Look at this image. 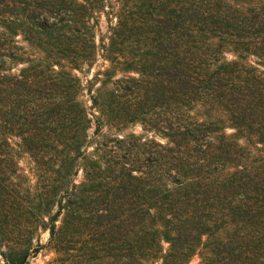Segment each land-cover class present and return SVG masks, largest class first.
Segmentation results:
<instances>
[{
  "label": "trees",
  "instance_id": "1",
  "mask_svg": "<svg viewBox=\"0 0 264 264\" xmlns=\"http://www.w3.org/2000/svg\"><path fill=\"white\" fill-rule=\"evenodd\" d=\"M43 251L264 264V0H0V264Z\"/></svg>",
  "mask_w": 264,
  "mask_h": 264
},
{
  "label": "rangeland",
  "instance_id": "2",
  "mask_svg": "<svg viewBox=\"0 0 264 264\" xmlns=\"http://www.w3.org/2000/svg\"><path fill=\"white\" fill-rule=\"evenodd\" d=\"M103 63H104L103 60H99V66H101ZM97 69H98V67H97ZM94 72H95V70L93 71V73ZM92 74H91V76H92ZM84 100H88V96L84 97ZM133 131H135L136 133H140L141 129L139 127H135V128H133ZM28 162H29L28 157L24 155L22 157V165L25 168L28 167ZM48 240H49V233L44 232L41 236V243L46 244L48 242ZM46 254H47V252L43 251V253L40 254L39 256L32 258L30 263L31 264H45L52 257V254H48V255H46ZM196 263H198V260H196L193 264H196Z\"/></svg>",
  "mask_w": 264,
  "mask_h": 264
}]
</instances>
